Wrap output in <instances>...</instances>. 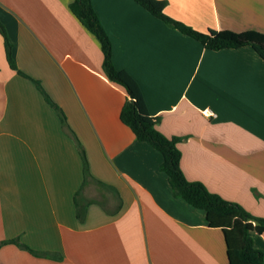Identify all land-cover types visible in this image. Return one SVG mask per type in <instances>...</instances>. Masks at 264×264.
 Instances as JSON below:
<instances>
[{
    "label": "crops",
    "instance_id": "crops-1",
    "mask_svg": "<svg viewBox=\"0 0 264 264\" xmlns=\"http://www.w3.org/2000/svg\"><path fill=\"white\" fill-rule=\"evenodd\" d=\"M73 0H0V264H227L220 229L173 197L162 155L121 123ZM207 32L264 33V0H161ZM112 62L137 83L157 130L180 138L189 181L264 218V61L211 51L133 0H91ZM20 72V73H19ZM211 111L214 116H209ZM264 256V233L251 234Z\"/></svg>",
    "mask_w": 264,
    "mask_h": 264
},
{
    "label": "trees",
    "instance_id": "trees-1",
    "mask_svg": "<svg viewBox=\"0 0 264 264\" xmlns=\"http://www.w3.org/2000/svg\"><path fill=\"white\" fill-rule=\"evenodd\" d=\"M133 1L166 25L195 39L207 50L219 51L250 46L264 61V33L259 31L236 33L229 30L201 32L168 17L164 12L165 1ZM69 10L80 24L98 39L103 54L105 76L112 83L121 86L127 95L119 119L138 141L148 143L162 155L160 171L167 175L173 197L183 200L194 209L203 211L208 226L221 230L227 264H264L263 253L254 247L251 236L252 233H264V218L250 214L239 204L227 201L211 193L202 183L189 181L185 177L180 166L181 152L178 148L181 139L167 138L157 130L158 119L148 114L137 83L127 72L114 67L111 41L100 23L91 0H73ZM0 35L4 43L6 61L12 70L17 71L11 53L12 45L1 22ZM3 244H16L31 254L38 255L15 240L0 242V246Z\"/></svg>",
    "mask_w": 264,
    "mask_h": 264
},
{
    "label": "built area",
    "instance_id": "built-area-1",
    "mask_svg": "<svg viewBox=\"0 0 264 264\" xmlns=\"http://www.w3.org/2000/svg\"><path fill=\"white\" fill-rule=\"evenodd\" d=\"M208 115L211 117L214 116V114L211 111H208Z\"/></svg>",
    "mask_w": 264,
    "mask_h": 264
}]
</instances>
